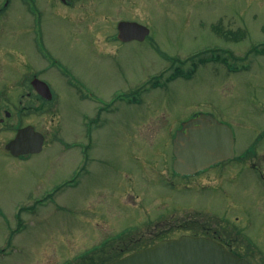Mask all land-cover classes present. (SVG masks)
<instances>
[{
    "label": "rangeland",
    "instance_id": "1",
    "mask_svg": "<svg viewBox=\"0 0 264 264\" xmlns=\"http://www.w3.org/2000/svg\"><path fill=\"white\" fill-rule=\"evenodd\" d=\"M161 4L133 11L151 29L145 42L118 41L105 31L103 17H86L81 6L73 11L60 7L64 12H59L40 2L33 13L25 3L13 1L0 16L10 18L13 64L25 60L29 71L48 66L40 58L42 42L45 54L60 64L45 76L57 93L58 137L28 161L0 153V248L7 246L10 253L0 264H72L74 259L78 264L77 257L123 230H132L135 238L157 233L162 226L143 227L159 214L167 215L178 233H183L180 223L199 211L208 213L206 222L214 224L215 216L226 222L234 217L245 222L248 216L264 221L259 217L264 181L246 168L239 167L232 180L198 184L206 178L197 177L181 189L182 180L174 188L159 175H165L163 159L172 153L175 130L193 115H213L229 125L238 156L263 132L264 0ZM122 11L131 13L130 7ZM118 12L111 9L116 17ZM113 24L109 21L108 27ZM209 49L220 50L227 60L189 62L197 53L203 52L199 58L210 56ZM171 57L187 60L186 72L197 69L188 78L153 89L148 97L140 92L127 101L116 99L120 93L131 96L139 86L150 87L153 75L166 71V78L173 72ZM62 72L77 82L67 85ZM90 122L91 136L85 125ZM60 186L55 208L22 214L28 229L16 236V244H8L7 228H17L20 206L32 205V197ZM257 220L245 235L260 240L264 252ZM251 262L264 264V255Z\"/></svg>",
    "mask_w": 264,
    "mask_h": 264
},
{
    "label": "flooded vegetation",
    "instance_id": "2",
    "mask_svg": "<svg viewBox=\"0 0 264 264\" xmlns=\"http://www.w3.org/2000/svg\"><path fill=\"white\" fill-rule=\"evenodd\" d=\"M0 16L5 13V8L8 7L13 1H20L26 5L38 6L40 2L48 7H64L69 11L75 10L74 7L81 6L85 8L86 17H103L105 20V26L108 33L113 37H117L118 30L117 25L121 21H139L137 13L134 14V9L136 7L141 8V6L154 4L162 5L161 3L167 0H0ZM40 1V2H39ZM142 3V4H141ZM141 4V5H139ZM94 7V9H92ZM123 7H130L131 13L126 15V12L122 11ZM137 8V9H138ZM111 9L114 13L119 11L116 15L111 13ZM64 11V10H63ZM98 11H100L98 13ZM137 11V10H136ZM74 15V13H73ZM139 15V14H138ZM115 16L114 20L113 17ZM39 21V17H38ZM109 21H115L111 27H108ZM141 23V22H140ZM42 47L46 50L45 45ZM12 51H11V35H10V18L0 17V153L10 157L15 158L20 161H28L35 154H26L20 157H14L7 149L8 143L13 140L18 132L28 126H32L35 131L39 132L44 137L43 150L48 148L56 137L57 131L59 130L58 116H59V105L56 101L57 93L53 90L50 82L45 79L46 74L50 71V66L44 67L41 70L28 71V66L25 60L17 61L16 64L12 62ZM54 61H57L53 58ZM14 71V73H13ZM14 74V76H13ZM35 78H39L46 82L51 89V98L49 99L46 95L38 93L32 86V82ZM197 115V114H196ZM194 116V115H193ZM181 128V126H180ZM262 132V131H261ZM259 133L247 148L244 157L234 159L230 161L223 162L216 166H213L194 177H182L175 173L172 169L171 159L168 157L163 159V165H166V170L164 169L165 175L159 173L162 179L166 180V184L169 186H176L179 180L181 186H185V183L197 177L206 178L205 180L209 183L216 179H224L229 177L233 179L235 173L239 170V167L248 169L257 177H260V181H264V131ZM259 136V138H257ZM41 151V152H42ZM40 152V153H41ZM168 173V174H167ZM162 175V176H161ZM256 178V176H254ZM182 178V179H181ZM168 180V181H167ZM255 188V185L252 184ZM59 192V190L57 191ZM55 194L51 195L54 198ZM28 207V206H27ZM50 208V205H46ZM173 215V214H172ZM171 215V216H172ZM264 216V210L259 217ZM216 218V217H214ZM257 220V219H256ZM254 217L248 216L245 222H241L240 218L234 217L229 222H223L220 224L219 221L215 220L211 223L206 222L204 217L191 218L190 220H185L180 223L179 229L183 233H178L175 231L173 226L167 222V215L159 214L155 221L148 222L149 224L143 228H158L162 226L157 233L149 232L148 236L141 234L139 237L135 238L130 233L126 243L144 246L149 243V241H159L164 238L179 237L182 234H192L194 236H207L213 238L221 243H223L231 252L244 257L245 259L258 260L261 261L264 252L258 246L261 243L255 236L245 235L246 231L249 229L256 228ZM261 231L264 232V221L257 220ZM190 222V223H189ZM190 224V225H189ZM169 225L168 228H165ZM242 225L243 228H242ZM142 228V229H143ZM137 230V229H135ZM173 230V231H172ZM240 237V238H239ZM245 238L249 239L250 242H246ZM6 240L8 244H12L13 240V230L11 227L7 228ZM241 244V245H238ZM7 253V246L5 248H0V259L9 256ZM251 259V260H250Z\"/></svg>",
    "mask_w": 264,
    "mask_h": 264
},
{
    "label": "water",
    "instance_id": "3",
    "mask_svg": "<svg viewBox=\"0 0 264 264\" xmlns=\"http://www.w3.org/2000/svg\"><path fill=\"white\" fill-rule=\"evenodd\" d=\"M149 29L138 23L121 22L119 38L125 42L143 41ZM39 92L49 93V87L34 81ZM43 137L32 127L19 131L8 145L19 156L40 152ZM235 141L230 127L210 115H201L183 125L174 139V169L181 175H193L201 170L235 156ZM110 264H251L233 255L222 244L205 238L182 236L164 240L147 249L136 251Z\"/></svg>",
    "mask_w": 264,
    "mask_h": 264
},
{
    "label": "trees",
    "instance_id": "4",
    "mask_svg": "<svg viewBox=\"0 0 264 264\" xmlns=\"http://www.w3.org/2000/svg\"><path fill=\"white\" fill-rule=\"evenodd\" d=\"M209 53H212L210 54V57H204L203 59H200L199 61L201 63H207V62H210V61H223L225 62L227 59H223L220 51H216V50H208L206 51V53L208 54ZM228 62V61H227ZM180 75H185L182 71V69H179L177 71V74L175 75V77L177 76H180ZM129 245L127 244H124L122 241L119 243V245H117L116 249L114 248V251L112 250L111 253H108L107 256H105L104 259L100 260V261H97L95 260L94 258L93 259H90V264H107L109 262H111L112 260H115L119 257H122L124 255V252L126 251V249H128Z\"/></svg>",
    "mask_w": 264,
    "mask_h": 264
}]
</instances>
